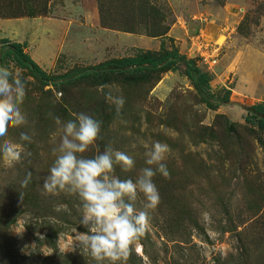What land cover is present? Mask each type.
Masks as SVG:
<instances>
[{"label": "rangeland", "instance_id": "obj_1", "mask_svg": "<svg viewBox=\"0 0 264 264\" xmlns=\"http://www.w3.org/2000/svg\"><path fill=\"white\" fill-rule=\"evenodd\" d=\"M9 1L0 0V38L26 42L49 81L13 69L26 83L27 123L7 139L23 131L31 143L19 163L0 162V264H95L74 241L73 229L85 231L78 199L42 190L60 135L52 116L73 112L101 121L85 156L110 145L133 157L131 170L114 167L121 179L145 166V145L169 146L168 177H153L160 200L150 227L124 264H264V130L242 107L264 105V0H151L171 22L163 36L104 26L98 0H34L47 8L36 16H15L21 7ZM163 47L194 58L213 90L231 88L232 103L206 106L183 66L140 82L98 75L107 60ZM109 89L125 99L119 115L104 100Z\"/></svg>", "mask_w": 264, "mask_h": 264}, {"label": "clouds", "instance_id": "obj_2", "mask_svg": "<svg viewBox=\"0 0 264 264\" xmlns=\"http://www.w3.org/2000/svg\"><path fill=\"white\" fill-rule=\"evenodd\" d=\"M25 95V81L8 66L0 65V162L9 167L30 155L25 151V143H31L28 133L21 131L19 142L7 139L10 129L27 123L22 111ZM103 95L119 115L125 103L123 95L110 89ZM71 116L65 121L52 116L60 135L58 144L52 148L54 159L43 178L42 190L45 194L67 192L78 199V225L85 229L83 232L73 229L79 250L95 264H124L130 246L150 227L151 211L160 200L153 177L157 174L168 177L164 161L169 146L160 141L145 145V166L134 179H121L113 174L114 167L125 172L131 170L133 157L110 145L95 155L85 156L99 137L101 121L83 112H73ZM31 176V172L25 173L20 180L22 188L30 183Z\"/></svg>", "mask_w": 264, "mask_h": 264}, {"label": "trees", "instance_id": "obj_3", "mask_svg": "<svg viewBox=\"0 0 264 264\" xmlns=\"http://www.w3.org/2000/svg\"><path fill=\"white\" fill-rule=\"evenodd\" d=\"M16 3L21 11L15 16H36L46 14L47 8L37 11L34 0H10L6 5ZM101 23L107 27L129 32H144L149 36H163L168 33L171 22L166 13L157 8L151 0H98ZM1 7V5H0ZM24 9V11H22ZM3 15V14H2ZM26 42H19L2 37L0 39V65L27 70L43 83L49 81V74L27 52ZM175 66H183L192 80L202 101L209 108L229 105L231 88L222 87L213 90L211 75L200 69L194 58L188 57L175 47L162 48L158 55L139 49L136 53L110 59L98 65V75L109 79L115 75L126 82H140L147 79H159L160 75ZM90 74V72H87ZM69 76V75H67ZM246 123L264 130V105L251 104L242 106Z\"/></svg>", "mask_w": 264, "mask_h": 264}, {"label": "crops", "instance_id": "obj_4", "mask_svg": "<svg viewBox=\"0 0 264 264\" xmlns=\"http://www.w3.org/2000/svg\"><path fill=\"white\" fill-rule=\"evenodd\" d=\"M2 38V37H1ZM0 38V39H1ZM14 41H18V40H14ZM19 42H21V41H19ZM33 57V56H32ZM33 59L40 65V63H39V61H37L34 57H33ZM41 66V65H40Z\"/></svg>", "mask_w": 264, "mask_h": 264}]
</instances>
